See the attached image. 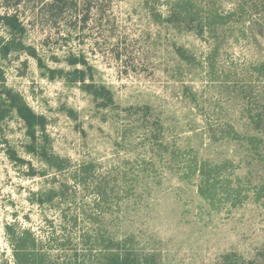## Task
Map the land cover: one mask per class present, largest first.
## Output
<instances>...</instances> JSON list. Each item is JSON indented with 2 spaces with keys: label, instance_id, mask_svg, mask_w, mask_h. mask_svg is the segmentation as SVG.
Segmentation results:
<instances>
[{
  "label": "rangeland",
  "instance_id": "rangeland-1",
  "mask_svg": "<svg viewBox=\"0 0 264 264\" xmlns=\"http://www.w3.org/2000/svg\"><path fill=\"white\" fill-rule=\"evenodd\" d=\"M173 1L0 0V16L14 14L20 24L11 30L0 21V90L18 92L43 115L37 152L70 160L68 170L50 168L28 151L14 112L0 120L7 257L6 222L46 241L61 224L73 236L95 226L87 217L97 208L110 235L157 264H219L226 253L264 260V200L212 206L197 193L196 177L179 168L187 159H228L236 175L264 179V159L242 138H264L246 119L247 110L264 111V0H189L199 11L193 27L220 15L202 34L166 21ZM74 68L84 70V82L66 78ZM85 83L107 88L112 104L103 106ZM83 162L94 164L96 180L118 181L99 207L94 179L73 178ZM62 183L64 196L46 202V191Z\"/></svg>",
  "mask_w": 264,
  "mask_h": 264
},
{
  "label": "trees",
  "instance_id": "trees-1",
  "mask_svg": "<svg viewBox=\"0 0 264 264\" xmlns=\"http://www.w3.org/2000/svg\"><path fill=\"white\" fill-rule=\"evenodd\" d=\"M198 16L199 11L191 1L174 0L169 5L166 21L179 30L194 29L196 33L201 34L205 31L213 32L215 26L221 22L220 15L211 12L200 17L199 25L193 27V22ZM0 21L11 30H16L20 26L14 14L2 15ZM77 60L72 59L70 66L74 67L78 63ZM65 76L71 81L85 80L84 70L80 68L72 69ZM84 86L95 99L101 100L103 106L112 104L111 93L104 86L95 89H91L92 85L89 83H85ZM10 111L14 112L23 124L28 138V151L41 156L50 168L58 171L68 170L69 159L44 150L37 152L38 135L43 132L45 125L43 115L36 113L18 92L4 87L0 90V120ZM246 119L253 130H264V111L254 113L247 110ZM242 138L250 153H253L258 160L264 159V138L261 133L246 134ZM159 145H162L161 142ZM162 149L167 150L165 145ZM151 163L148 161V165H152ZM179 168L183 169L185 175L196 177L197 193L212 206L235 207L249 197L256 201L264 200V179L254 181L247 172L244 175H236L234 165L228 159L219 162L187 159ZM72 172L73 178L79 183H86L88 178L94 179L92 190L95 194L96 207L105 204L111 193L116 194L115 186L118 181L112 180L110 187L106 176L98 180L93 178L95 173L93 163H80ZM121 178V189H128L129 181L124 175ZM65 187L66 183H62L58 191L54 189L46 191V202L64 196ZM96 212L87 217L96 224L95 226L82 228L73 236L66 226L61 224V233L52 230L46 236V241L28 227L18 226L15 222H6L3 231L10 255L7 257L0 249V264H157L153 258L135 253L132 247L127 246L126 239L116 240L110 235L98 220L103 211L96 208ZM72 220L75 221V218ZM219 264H264V260L244 259L235 253H226L222 255Z\"/></svg>",
  "mask_w": 264,
  "mask_h": 264
}]
</instances>
